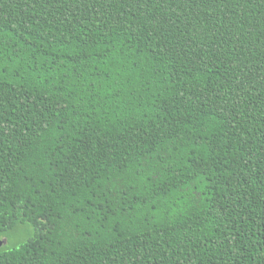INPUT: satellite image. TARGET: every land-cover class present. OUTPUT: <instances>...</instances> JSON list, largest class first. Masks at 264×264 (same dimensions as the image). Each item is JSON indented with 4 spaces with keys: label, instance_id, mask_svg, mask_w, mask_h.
<instances>
[{
    "label": "trees",
    "instance_id": "1",
    "mask_svg": "<svg viewBox=\"0 0 264 264\" xmlns=\"http://www.w3.org/2000/svg\"><path fill=\"white\" fill-rule=\"evenodd\" d=\"M0 239L264 264V0H0Z\"/></svg>",
    "mask_w": 264,
    "mask_h": 264
},
{
    "label": "water",
    "instance_id": "2",
    "mask_svg": "<svg viewBox=\"0 0 264 264\" xmlns=\"http://www.w3.org/2000/svg\"><path fill=\"white\" fill-rule=\"evenodd\" d=\"M5 241H6V240H4V239H3V240L0 239V246H1L2 243H4Z\"/></svg>",
    "mask_w": 264,
    "mask_h": 264
},
{
    "label": "rangeland",
    "instance_id": "3",
    "mask_svg": "<svg viewBox=\"0 0 264 264\" xmlns=\"http://www.w3.org/2000/svg\"><path fill=\"white\" fill-rule=\"evenodd\" d=\"M7 244V243H6Z\"/></svg>",
    "mask_w": 264,
    "mask_h": 264
}]
</instances>
